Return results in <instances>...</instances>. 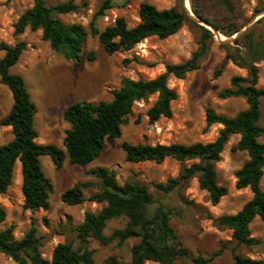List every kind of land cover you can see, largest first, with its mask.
<instances>
[{
  "label": "rangeland",
  "instance_id": "374dc122",
  "mask_svg": "<svg viewBox=\"0 0 264 264\" xmlns=\"http://www.w3.org/2000/svg\"><path fill=\"white\" fill-rule=\"evenodd\" d=\"M45 1L54 4L65 0ZM103 1L76 0V11L58 15L67 23H82L89 31L82 59L75 62L53 49L50 42L43 38L40 29L28 28L21 35L15 34L16 21L26 9L34 5V0H0V43L14 44L18 40H25L27 43L18 63L11 70L24 76L37 104L35 124L39 132L37 140L41 143L63 146L66 130L70 127L64 119L63 111L70 103L110 100L113 97L112 91L120 87L124 76L153 78L165 71L167 63L183 62L199 47L201 30L191 21H186L171 36H150L130 50L110 54L104 49L99 36L91 34L93 20L100 31L114 24L120 16L133 26L140 21L139 10L143 2L155 4L158 8H168L178 4V0H115L112 7L100 12ZM186 2L194 14L192 4L197 5L205 17L222 27L227 29L237 25L244 30L241 35L242 43L239 45L243 58L237 51L238 44L227 40L230 36L218 30L214 32L208 54L199 69L190 71L185 78L170 77L169 85L178 92V98L172 102L171 117L150 121L147 111L158 96L153 94L147 100L135 102L132 114L122 126L121 137H108L101 155L95 160L83 165L72 163L66 158L63 167L57 169L50 156H42L43 168L54 183L49 210L24 208L21 163L18 161L12 184L6 192H0V204L7 211L6 219L0 222V230L13 225L15 237L22 238L31 227H36L41 239L42 256L47 259L52 258L53 250L59 243L68 242L79 248L77 225L83 222L87 211H99L104 206V203L89 199L92 193L98 191L96 184L99 182L90 171L105 166L115 171L120 183L135 178L147 184L156 200L155 204L163 203L173 210L171 224L182 245L190 251L187 258L178 261L179 264H191L192 258L199 255L210 257L220 249H223L222 252L208 264H232L234 252L264 259V221L259 216L252 221L251 230L252 235L261 242L251 246L239 244L233 238L231 229L220 227L215 221L222 214L236 213L253 196L249 187L238 188L236 185L235 173L249 158L247 151L235 149L239 134L230 136L222 158L216 164L219 183L229 189L228 194L217 204L211 202L208 191L200 186L198 176L189 178L169 193L156 188L155 183L177 177L183 166L190 165L194 160L182 162L167 157L161 162H129L120 146L123 141L155 144L215 140L223 125H208L207 108L213 107L219 113L232 116L248 107L243 96L220 97V92L231 85L234 76L249 75V69L239 64L244 58L247 61L258 58L255 62L259 67L258 85L264 87V15L257 17L264 11V0ZM4 53L5 51L0 50V57ZM90 54H93L92 58ZM217 70H221L219 75L215 74ZM12 104V92L0 78V120L9 113ZM259 124L264 127V99L261 101ZM13 136L12 126H0V144L9 142ZM260 140L264 141V135ZM79 182L93 183L84 189L86 200L74 205L64 202L61 197L63 191ZM261 185L264 188V176ZM126 223V217L112 219L105 233L110 235L114 228L123 227ZM137 241V238H131L122 243L114 240L101 244L91 239L89 247L94 250L96 264H105V260L111 255L129 261L131 247ZM0 264L21 263L0 251ZM150 264L160 263L150 261Z\"/></svg>",
  "mask_w": 264,
  "mask_h": 264
},
{
  "label": "trees",
  "instance_id": "16d2710c",
  "mask_svg": "<svg viewBox=\"0 0 264 264\" xmlns=\"http://www.w3.org/2000/svg\"><path fill=\"white\" fill-rule=\"evenodd\" d=\"M114 2L115 0H104L100 12L112 7ZM192 6L195 14L216 30L228 36L240 30L237 25L226 29L205 17L197 5ZM77 9L76 0L54 4H48L45 0H34V5L26 9L16 21L15 34L21 35L28 28L40 29L43 38L50 42L53 49L68 59L80 62L89 31L82 23H67L58 16ZM139 16L140 21L136 25L130 26L126 19L120 16L114 24L106 26L101 31L93 20L91 34L98 35L106 52L112 54L130 50L150 36L156 35L160 38L171 36L177 33L186 21H191L201 30L198 49L183 62L167 63L165 71L153 78L136 79L124 76L120 87L112 91L113 97L110 100L98 102L82 100L67 105L63 116L70 127L66 130L63 146L41 143L37 140L39 136L35 124L37 104L32 98L24 76L11 70L26 49V41L18 40L14 44L0 43V50L5 51L0 57V78L13 95L12 107L0 120V126H12L14 134L9 142L0 144V192H6L12 184L15 166L19 161L24 208L49 210L54 183L43 168L42 156H50L57 169L63 167L66 158L72 163L83 165L95 160L101 155L108 137H121L122 126L132 114L135 102L147 100L153 94L158 96L147 111L150 121L173 115L172 102L178 98V92L169 85V79L171 76L185 78L190 71L201 67L214 33L190 17L183 0H178V4L168 8H158L155 4L143 2L140 5ZM242 38L243 36H238L234 40L238 44L239 54L242 52L239 47ZM92 57L93 54H90V58ZM257 60L258 58H253L252 61H247L244 58L239 64L249 69V75L234 76L231 85L220 92V97L223 98L245 97L248 103L246 109L231 116L219 113L213 107L207 108L208 125L215 123L223 125L215 140L155 144L123 141L120 145L129 162L146 160L161 162L167 157L182 162L194 160L190 165H184L177 177L155 183L156 188L169 193L189 178L198 176L200 186L208 191L211 202L217 204L228 194L229 189L219 183L216 164L221 160L230 136L239 134L235 149L247 151L249 158L235 173L236 185L238 188L249 187L253 196L236 213L222 214L216 217L215 221L218 226L231 229L233 238L239 244L248 246L261 242L258 237L252 235V221L257 216L264 221V188L261 185L264 176V141L260 140L264 135V127L259 124L264 87L258 85L259 67L255 64ZM220 72L221 70H217L215 74L219 75ZM90 173L94 174L99 182L96 184L98 191L92 193L89 199L104 203V206L99 211H87L83 222L77 225L79 248H75L72 243H59L53 250L52 258L47 259L42 256L41 239L36 227H31L24 237L16 238L14 226L10 225L0 230V251L21 264H96L94 250L89 247L91 239L108 244L114 240L122 243L137 238L138 241L131 247L129 261L111 255L105 260V264H150V261L179 264V260L190 255L189 249L182 245L171 224L173 210L163 203L155 204L156 200L147 184L135 178L120 183L115 171L105 166L96 167ZM92 184V182L74 184L63 191L62 200L72 205L84 202L86 200L84 189ZM6 216L7 211L0 204V222H3ZM120 217L127 218L126 225L114 228L112 233L107 235L105 229L108 223ZM222 250L210 257L199 255L192 258L191 264H208ZM233 258L232 264H264V259L235 252Z\"/></svg>",
  "mask_w": 264,
  "mask_h": 264
},
{
  "label": "water",
  "instance_id": "95a60500",
  "mask_svg": "<svg viewBox=\"0 0 264 264\" xmlns=\"http://www.w3.org/2000/svg\"><path fill=\"white\" fill-rule=\"evenodd\" d=\"M183 3H184V6H185L186 10L188 11V14L190 15V17H191L192 19H194V20L197 21L198 23H200V24L206 26V27L209 28L211 31H213V33L218 31V30H216L212 25H210L209 23H207V22L201 20L197 15H195V14L190 10V8H188V7L186 6V0H183ZM263 15H264V11L260 12V13L257 15V17H259V16H263ZM243 31H244V30L240 29L237 33H235L234 35L230 36V38L227 39V40H229V41H230V40H231V41H234L238 36H241V35H242V32H243ZM217 34H218V33H217Z\"/></svg>",
  "mask_w": 264,
  "mask_h": 264
},
{
  "label": "bare ground",
  "instance_id": "6f19581e",
  "mask_svg": "<svg viewBox=\"0 0 264 264\" xmlns=\"http://www.w3.org/2000/svg\"><path fill=\"white\" fill-rule=\"evenodd\" d=\"M187 1V0H186ZM186 6L189 8L190 7V5L186 2Z\"/></svg>",
  "mask_w": 264,
  "mask_h": 264
},
{
  "label": "crops",
  "instance_id": "0c3cea01",
  "mask_svg": "<svg viewBox=\"0 0 264 264\" xmlns=\"http://www.w3.org/2000/svg\"><path fill=\"white\" fill-rule=\"evenodd\" d=\"M5 54V53H4Z\"/></svg>",
  "mask_w": 264,
  "mask_h": 264
}]
</instances>
